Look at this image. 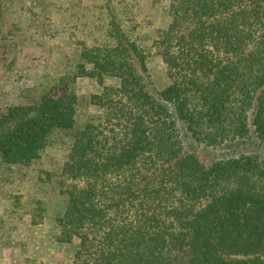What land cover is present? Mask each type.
I'll list each match as a JSON object with an SVG mask.
<instances>
[{"label":"trees","instance_id":"16d2710c","mask_svg":"<svg viewBox=\"0 0 264 264\" xmlns=\"http://www.w3.org/2000/svg\"><path fill=\"white\" fill-rule=\"evenodd\" d=\"M151 1L166 5L151 48L167 85L112 17L111 41L80 43L78 74L117 82L89 96L99 114L75 126L74 76L7 106L0 167L30 166L68 133L54 220L57 241L79 239L68 264H264V0ZM30 3L27 28L46 26L41 12L49 26L50 11L73 19L63 1ZM16 207L0 216V246Z\"/></svg>","mask_w":264,"mask_h":264},{"label":"rangeland","instance_id":"374dc122","mask_svg":"<svg viewBox=\"0 0 264 264\" xmlns=\"http://www.w3.org/2000/svg\"><path fill=\"white\" fill-rule=\"evenodd\" d=\"M59 1H63L61 7H71L74 16L70 23L60 25L58 20L65 12L54 10L48 15L56 26H49L50 19L44 18L41 12L34 18L46 26L37 24L27 28L30 0H0V114L10 105L33 104L50 87L58 86L60 78L74 76L69 86L82 98L77 105L75 126L98 115L99 109L89 103V96L102 92L103 86H116L117 82L110 77L98 79L78 74L80 43L100 46L111 41L114 26L109 19L112 17L128 38L144 50L155 86L167 85L165 66L151 48L155 31L167 22L164 3L151 0ZM44 30L47 34L56 33L43 38L41 32ZM88 66L86 64L89 69ZM67 134L60 133L56 141L51 140L40 158L30 166L5 170L0 167V176L5 180L0 181V185L4 189L11 188L10 195L0 197V216L12 202L18 205L14 210L17 214L7 217L4 225L8 228L5 241L9 242L0 246V264H68L79 245L78 238L70 243L55 238L58 229L54 220L65 205L64 196L59 194L58 174L70 141Z\"/></svg>","mask_w":264,"mask_h":264}]
</instances>
